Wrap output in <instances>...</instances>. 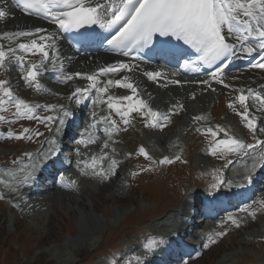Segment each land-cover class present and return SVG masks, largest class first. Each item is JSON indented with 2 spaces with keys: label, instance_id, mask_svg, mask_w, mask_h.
<instances>
[{
  "label": "snow or ice",
  "instance_id": "obj_1",
  "mask_svg": "<svg viewBox=\"0 0 264 264\" xmlns=\"http://www.w3.org/2000/svg\"><path fill=\"white\" fill-rule=\"evenodd\" d=\"M20 3L25 10L34 9L38 13L43 12L45 16H51L53 22L58 24L59 28L65 32L93 24H100L101 27L116 28V33L108 40V44L115 48L143 47L151 44L154 37L158 34L162 37L172 36L177 40H182L185 44L191 45L201 53L200 59L209 64L226 58L236 49L237 43L246 44L250 38H255L258 41V48L249 45L247 51L249 53L257 51L264 53V0H108L107 4L101 2V0H95V3H89L88 0H20ZM53 6L63 9V11L54 12L52 11ZM5 16V11L0 9V19L5 18ZM45 31V29L36 28L30 31L4 32L3 37L33 36L36 33ZM229 37H232L231 41ZM48 39H51V37ZM39 40L43 41L45 37L40 36ZM46 47L47 45L38 43L37 39L31 40L30 44L20 43L18 48H7V50L4 49L3 45H0V68L5 66L6 60H14L23 67V56L18 54V51L33 54L39 52L44 59H48L49 51H46ZM261 61L257 67L264 68V55L261 56ZM189 64L190 62L185 61L186 67ZM40 66L42 64L39 66L31 64L30 70L27 71L25 76V79L35 82L34 86L36 89L42 87L37 80L39 73L36 70ZM120 69H128L130 71L131 67L129 64L121 63L118 66L105 67L99 71L101 73H109ZM147 75L155 80L161 74L155 72L147 73ZM75 76L86 77L87 80L92 82L91 87L96 89L97 77L95 75L75 73ZM72 78L71 75L67 77L69 80ZM220 82L223 83L222 80ZM7 83V81H0V89H3V97H0V110H4L3 105L5 103L15 99L11 88L4 87ZM107 83H115L117 86L131 89L133 93L137 92V89L132 83L127 81V78L114 82L109 80ZM204 83H207V81ZM97 91L106 92L107 89H97ZM87 92L88 89L76 88L73 95L82 97ZM253 96L255 97V103L259 106L257 109H253L250 105ZM4 97H7L8 100L6 101ZM113 99L115 98H108V107L116 109L124 124L127 125L129 121L125 117L128 112L121 111L118 105L112 103ZM120 99L131 101L132 97L126 96ZM237 100L242 106V111L239 112V115L245 120L248 129L253 132L264 131V128H260L256 121L250 117V113L254 111L264 112V95L256 94L252 89H242ZM103 102L101 101V103ZM93 103H96V101H93ZM139 105L140 110L147 109L144 113L145 115H151L154 119L160 115L143 100L139 101ZM21 106H23L24 110H22ZM48 107L54 109L56 106L51 105ZM15 108L17 116H27L29 119L35 118L31 115L33 108L27 105L25 101L15 99ZM68 115L70 113L65 111L64 116L67 117ZM3 119L4 117L0 116V120ZM41 119L43 121H52L54 118L47 116ZM56 119L60 125L65 123L64 119L59 117ZM104 119L109 120L110 117H104ZM167 119L168 117L165 116L164 120L166 121ZM195 119L198 120L200 117ZM111 124L114 126L115 121H111ZM160 126L163 127L166 124H161ZM24 131L27 132L28 129ZM205 131L211 133L213 137L218 136V133L212 128H208ZM37 135L42 134L37 133ZM88 142H91V137H89ZM50 143L54 145L56 141L51 140ZM79 143L87 146V142L84 139H81ZM257 144L264 147V140H258ZM256 146L245 144L236 138L230 137L229 139L218 140L212 146L211 153L216 155L218 151L221 153L225 151L238 152L246 148L254 150ZM139 151L146 158L151 159L143 147ZM244 154L248 155V152ZM49 155H51V151ZM260 160L264 161V152L261 153ZM171 162L167 157L160 161L161 164ZM94 174L107 175L103 169L94 171ZM33 178L34 174L30 172L24 176L23 182L27 183ZM0 198L3 197L0 196ZM252 215L254 216L255 213H252ZM230 219L232 218L230 217ZM232 222L239 227V224L234 219ZM218 235H224V233H219ZM210 242L215 243L211 239ZM155 243L154 241L153 244ZM149 250H152L151 247Z\"/></svg>",
  "mask_w": 264,
  "mask_h": 264
},
{
  "label": "rangeland",
  "instance_id": "obj_2",
  "mask_svg": "<svg viewBox=\"0 0 264 264\" xmlns=\"http://www.w3.org/2000/svg\"><path fill=\"white\" fill-rule=\"evenodd\" d=\"M174 92L176 95L184 96V93ZM207 94L210 95L209 103L216 105L219 99H217V94ZM198 97L197 102L202 104L205 97L203 95ZM159 99L162 100L161 97ZM197 102L192 103L193 106L197 107ZM228 116L235 122V119L227 114L224 115V122H227ZM183 119L185 116L181 118V120ZM179 123L167 132L163 145L159 141L155 144L156 138L152 136L157 135L140 133L130 136L132 140L155 145L159 151L165 148L166 142L172 135L178 133V139L184 141L190 136L186 133V129L182 132L179 131ZM193 140L194 137L190 143H193ZM194 145H198V148L193 149L194 157L191 160L190 169L207 164L205 157L200 152L198 141ZM7 147L16 148L15 145ZM7 149L1 148L0 150L6 151ZM186 167H176L168 175V171H164L150 180L137 181L134 186L129 188L121 183L122 187L118 188V180L104 185L97 179H82L79 185L85 187L84 192L69 193L72 195L71 197L64 195L60 200H55V197L62 194L57 195L56 193L54 199L47 200L48 202L55 200L53 206L47 212L36 217L35 220L33 218L37 216L36 214L30 218L18 217L13 222L12 212L0 205V264H101L103 261L101 257L95 260L93 257L95 254H106L99 251L100 244L106 248L113 244L112 248H115L122 243L134 242L140 231L166 232L165 229L167 227L171 229V227L164 226V224L170 223L172 219L167 220V218L157 216L167 214L166 217H173L176 215L184 201L187 200V195L200 187L196 181L193 188L186 190L179 204V195L182 190L180 184L176 183L178 179L184 180V175L189 174ZM143 181L146 182L142 183ZM44 203L46 204V202ZM168 207L170 210L165 211V208ZM156 208L158 209L157 216L152 212ZM126 216L133 217V220L139 219V216L143 217L138 223L122 231ZM88 217L95 218L100 226L93 235L92 233L87 234V230L92 229L93 225L92 221L86 220ZM81 218L85 219L84 223L81 222ZM145 223L146 225H144ZM162 223L164 224L162 225ZM262 223H264V218H261L258 224L253 225L251 229L261 231ZM69 224L77 228V234H70L67 231ZM23 228L32 236L18 235ZM84 230L87 233H84ZM250 230L244 229L229 236L213 246L201 259L190 264H246L249 261H260L264 264V246L258 242L254 243L252 240L247 246L242 243L243 238H247L246 233ZM84 234L89 237L82 239L81 236Z\"/></svg>",
  "mask_w": 264,
  "mask_h": 264
},
{
  "label": "bare ground",
  "instance_id": "obj_3",
  "mask_svg": "<svg viewBox=\"0 0 264 264\" xmlns=\"http://www.w3.org/2000/svg\"><path fill=\"white\" fill-rule=\"evenodd\" d=\"M29 19L30 20H33V19H31V18H28V17H24V16H21V15H18L16 18H14L12 21H11V23L13 24V26H15V24L16 23H18V24H21V22H28L29 21ZM36 25H39V24H36ZM35 25V26H36ZM106 55H100L99 57L100 58H102V57H105ZM88 63V60H87V58H81V59H79V60H71L70 61V64H69V66H73V65H85V64H87ZM249 72H252V73H256L255 71H249ZM134 75V76H133ZM133 75H131V79H136V78H139L140 80H142V79H144L143 78V76H142V74H141V70H140V68L138 67V69H137V71L135 70L134 71V73H133ZM238 75H239V73H238ZM253 75H256V76H254V77H259V75L258 74H253ZM243 76H244V78H243ZM246 77H248V75H241L240 76V81H246ZM237 78V77H236ZM264 79V77H262L261 78V80H263ZM139 82H141V81H139ZM261 83H264V81L263 82H256V83H250V85L251 86H254V85H258V84H261ZM243 84H247V83H243ZM145 86H149V84L148 83H146L145 81H144V83H143V87H145ZM153 88V86L151 85V86H149V89H152ZM194 88H196V87H193V90H195ZM174 89H176V90H179L178 88H174ZM182 93H186L185 94V96H186V100H187V93H188V90H187V87H183L182 88ZM154 91H156L157 92V99L158 100H160L159 98L161 97L162 98V100L165 98V96H166V93L165 92H162V90L160 89V90H158V89H156V87H154ZM177 92V91H176ZM168 95H169V93H168ZM204 97H205V100L202 102V104H207L208 102H209V94H202ZM199 98V97H198ZM193 102H197V100H195V101H193ZM187 104L189 105V111L191 112V111H193L194 110V108L192 107V105H191V102H189V101H187ZM199 105H198V107L201 105L200 103H198ZM172 108H175V106L173 105L172 106ZM201 110H205L204 108H202ZM194 113H196L195 111L193 112V114ZM189 124V122L188 121H186V125H188ZM160 140H161V137H160ZM107 185V184H106ZM119 187V186H118ZM83 190H85V187L82 189H80L79 191L80 192H84ZM55 192L54 193H52V194H50V195H48L46 198H45V201H47V200H49V199H51V198H53L54 196H55ZM61 193H59V195H60ZM58 195V194H57ZM56 198V197H55ZM54 199V198H53ZM52 200V199H51ZM75 201H77V200H75ZM51 202V201H50ZM184 209H187L188 210V212H191V208L189 207V206H186V207H184ZM86 220H90V221H92V223H93V225H92V229H89V230H87L88 231V233H87V231L86 230H84V233H87V234H90V233H92V235L95 233V232H97V230L96 229H99L100 228V226L98 225V223H97V220L95 219V218H93V219H91V217H88V218H86ZM81 222L82 223H84L85 222V219H83V218H81ZM74 223H75V221H74ZM253 224V221H251V220H249V221H246L245 222V226L246 227H249V226H251ZM70 232L71 233H74V234H77V231H76V228H74V227H71L70 228ZM254 234H256V232L255 231H253V232H251V233H248V235H249V237H252L253 238V235ZM259 233H257V235H258ZM84 236H85V234L84 235H82L81 236V238H84ZM247 239H243L242 240V243L244 244V245H249L248 244V242L246 241Z\"/></svg>",
  "mask_w": 264,
  "mask_h": 264
}]
</instances>
